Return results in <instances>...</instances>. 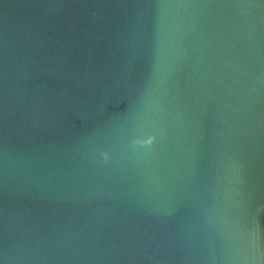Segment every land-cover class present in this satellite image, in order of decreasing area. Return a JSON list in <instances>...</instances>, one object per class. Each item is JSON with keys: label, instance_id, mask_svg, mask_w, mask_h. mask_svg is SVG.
Returning a JSON list of instances; mask_svg holds the SVG:
<instances>
[{"label": "water", "instance_id": "1", "mask_svg": "<svg viewBox=\"0 0 264 264\" xmlns=\"http://www.w3.org/2000/svg\"><path fill=\"white\" fill-rule=\"evenodd\" d=\"M0 264H264V0H0Z\"/></svg>", "mask_w": 264, "mask_h": 264}, {"label": "clouds", "instance_id": "2", "mask_svg": "<svg viewBox=\"0 0 264 264\" xmlns=\"http://www.w3.org/2000/svg\"><path fill=\"white\" fill-rule=\"evenodd\" d=\"M105 158H107V155H105Z\"/></svg>", "mask_w": 264, "mask_h": 264}]
</instances>
